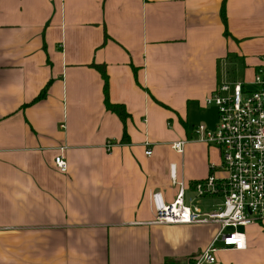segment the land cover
<instances>
[{
  "label": "crops",
  "instance_id": "0c3cea01",
  "mask_svg": "<svg viewBox=\"0 0 264 264\" xmlns=\"http://www.w3.org/2000/svg\"><path fill=\"white\" fill-rule=\"evenodd\" d=\"M238 61L264 67V0H0V264H194L214 233L155 223L151 196L175 200L173 166L187 204L226 175L194 130L217 128L207 99ZM240 230L212 264H264V220Z\"/></svg>",
  "mask_w": 264,
  "mask_h": 264
},
{
  "label": "built area",
  "instance_id": "2783aa9c",
  "mask_svg": "<svg viewBox=\"0 0 264 264\" xmlns=\"http://www.w3.org/2000/svg\"><path fill=\"white\" fill-rule=\"evenodd\" d=\"M252 85L245 83L222 84L208 99L219 112V124L210 129L200 124L195 127V134L201 141L220 148L222 165L226 172L223 178L211 174L195 184L196 195L185 202L183 181L176 180L173 166L172 178L180 184L173 202H166L161 192H154L151 202L157 224H204L216 223L220 230L211 244L201 252L194 264H212L216 261L218 243L222 247L236 250L246 248V232L240 227H249L264 220V67L256 72ZM187 140L172 144L178 153H183ZM111 146V143L107 145ZM147 154H152L149 149ZM58 168L65 172L68 163L63 155L55 159ZM219 196L221 202L216 207L204 212L197 199Z\"/></svg>",
  "mask_w": 264,
  "mask_h": 264
},
{
  "label": "trees",
  "instance_id": "16d2710c",
  "mask_svg": "<svg viewBox=\"0 0 264 264\" xmlns=\"http://www.w3.org/2000/svg\"><path fill=\"white\" fill-rule=\"evenodd\" d=\"M222 18L224 20V22H227V14H226V7H225V3L223 4V8H222ZM94 67L99 70V72L101 73L103 80H104V90H105V94H106V107L108 110L116 113L124 122L127 121L128 117L130 116V114L127 112L126 107L124 104H118V103H112L109 100V96H108V92H109V76L106 70V66L104 64H94ZM128 137L127 132L124 133V139L126 140V138Z\"/></svg>",
  "mask_w": 264,
  "mask_h": 264
},
{
  "label": "rangeland",
  "instance_id": "374dc122",
  "mask_svg": "<svg viewBox=\"0 0 264 264\" xmlns=\"http://www.w3.org/2000/svg\"><path fill=\"white\" fill-rule=\"evenodd\" d=\"M240 61H238V63L236 64V66L240 67L241 69H236L233 65L230 66V76L231 79L236 81L233 82L232 84L238 83V82H253L255 80L256 77V72H250L249 74H247L244 71V67L242 66V63ZM249 84V87L254 89L255 86ZM198 138V136H196ZM210 145V144H209ZM202 226V228L205 230L206 234H213L214 233V237L215 235L218 233V231L220 230V225L216 224V223H204V224H200ZM216 229V230H215ZM215 231V232H214Z\"/></svg>",
  "mask_w": 264,
  "mask_h": 264
}]
</instances>
